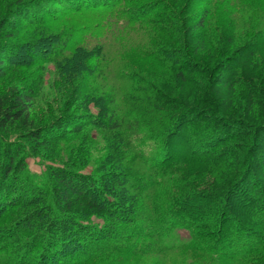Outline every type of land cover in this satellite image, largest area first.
Segmentation results:
<instances>
[{
  "label": "trees",
  "instance_id": "1",
  "mask_svg": "<svg viewBox=\"0 0 264 264\" xmlns=\"http://www.w3.org/2000/svg\"><path fill=\"white\" fill-rule=\"evenodd\" d=\"M40 1L44 5L29 9L25 15L20 13L23 22L30 26L63 22L62 31L41 36L42 47L0 41V78L21 60V53L33 52L29 56L34 65L55 64L52 72L64 82L58 94L72 100V106L79 101L87 108L84 115H78L80 122L73 125L74 129L82 130L87 124L90 126L85 128H98L105 136L107 152L103 163L110 169L108 179L103 184H88L94 196L82 187H72V192L78 200L94 203L95 210L106 216L108 225L98 230L71 217L61 223L59 231L47 239L33 260L26 241L17 233L9 234L11 229L0 230V264H65L67 256L72 261L66 264H75L76 258L78 264H97L113 253L145 264L152 257L156 259L153 264H209L216 259L260 264L264 257V185L256 183L255 188L251 187L252 179L245 175L254 163L264 170V156L251 152L259 139L254 135L256 139L245 150L233 145L234 133L229 131L232 119L224 115L222 106L202 99L198 102L207 104L208 110L200 111V116L183 125V119L198 109L148 78L141 65L132 66L130 56L116 58L108 53L112 42L116 45L123 36L135 34L140 58L180 77L188 70L192 74L189 65L182 67L180 59L173 58L165 40L149 41L150 35H167L169 13H156L145 6L142 13L141 9L130 10L124 6L126 0ZM25 2L18 0L16 5L24 10L28 7ZM210 3L213 1L208 0ZM38 13L45 17H38ZM71 19L73 24L67 26L66 21ZM201 25L207 26L203 21ZM255 29L250 33L251 41L264 38V28ZM191 30L185 29L187 35ZM209 30L207 27L204 35ZM243 30L241 26L240 34ZM4 34H11L10 29L0 28V35ZM38 51L41 56L35 55ZM195 90L200 93V87ZM36 97L33 90L24 88L12 92L10 108L0 100L5 122L31 120ZM210 113L215 116L203 117ZM262 124L264 121L256 128H262ZM194 138L207 140L206 152ZM183 139L193 140L191 150L185 151L187 145L181 146ZM9 162L0 175V215L8 210L18 181L9 177L13 159ZM212 164H229V177L233 179L221 185L207 181L206 188H202L203 184L195 186L172 173L182 165ZM77 179L70 177L64 182L73 185ZM234 189L241 198L235 194L236 203L231 204V200L226 202V192ZM86 229L90 233L81 235ZM181 230L188 231V239L181 238ZM72 237L76 239H68Z\"/></svg>",
  "mask_w": 264,
  "mask_h": 264
},
{
  "label": "rangeland",
  "instance_id": "2",
  "mask_svg": "<svg viewBox=\"0 0 264 264\" xmlns=\"http://www.w3.org/2000/svg\"><path fill=\"white\" fill-rule=\"evenodd\" d=\"M17 1L0 0L1 31L8 28L11 32L9 35H0L2 43L42 47L41 44L44 43L41 36L62 31L63 22H52V25L46 26L24 23L20 13L25 15L29 9H37L44 4L40 0H22L28 4L23 10V7L16 5ZM126 1L124 6L130 10L141 9L140 13L146 8L156 13H169L167 35H150L149 41L165 40L172 50L173 58H179L182 67L189 65L193 73L189 74L188 70L180 77L168 68L140 58L135 46V34L131 37L123 36L124 39L122 37V41H116V45L112 42L108 49L110 57L130 56L133 58L130 60L132 66L141 65L148 78L163 86L174 97L185 99L191 107L198 109H193L194 112L183 119V125L190 124L193 118L200 116V111L208 110V105L198 102L199 99L222 106L224 115L233 121L229 130L231 134L234 133L231 143L245 150L256 139V135L259 140L251 152L264 156V124L262 128H256L264 121V38L255 41L250 38V33L257 30L255 27L264 28V0H212L213 3L210 4H207L208 0ZM37 16L45 17L39 13ZM202 21L210 29L205 35L206 28L201 25ZM66 22L67 26H71L74 20ZM241 26L244 32L240 34ZM187 28L192 29L188 35L185 31ZM166 36L167 39L164 38ZM20 55L21 60L14 64L15 67L6 70L5 75L0 78V100L3 99L5 106L10 108L12 92L24 88L33 90L37 97L31 110V120H10L7 123L0 111V175L6 164L10 163L9 160L13 159V172L9 177L18 179L15 184L12 183L15 187L9 208L7 207L5 214L0 215V230L8 232L11 229L9 234L17 233L18 238L26 241L33 260L44 248L47 239L55 231H59L61 223L71 217L80 218V222L90 223L92 228L98 230L108 225L106 216L95 210L94 203L92 206L82 199L78 200L72 187L85 188L94 196V190L88 184H103L109 177L107 171L110 169L103 163L107 152L103 132L94 127L85 128L90 126L87 124L82 130L74 129L73 125L80 122L81 116L78 115H84L87 108L79 104V101L72 106V100L69 102L68 98L63 99L58 94L64 82L57 80L56 74L52 72L55 71V64L47 62L34 65L29 56L34 55L33 52ZM35 55L41 56L42 53L38 51ZM197 86L200 87V93L195 90ZM90 108L95 109L93 106ZM210 116L215 115L210 113L203 117ZM181 129L185 133L183 127ZM208 132L213 135L212 130ZM186 135L188 137L189 133ZM241 137L245 140L240 139ZM182 141L181 146L187 145L185 151L191 150L193 140ZM194 141L198 142L199 148L204 147V152L207 151L206 139L194 138ZM197 153L200 154V151ZM217 165L218 168L216 164L206 167L182 165L174 168L172 173L195 186L203 184L202 188H206L207 181L216 185L228 183L232 178L229 177L230 165ZM263 172L256 163L252 165V170L245 174L249 180L252 179L251 187L255 188L256 183L264 185ZM70 177L78 178L73 185L64 182ZM11 179H8L10 184ZM231 192H226V202L231 200V204H234L238 197L236 195L240 198L241 195L236 189ZM89 230L81 231L80 234L86 235L90 233ZM180 235L183 239L189 237L187 230H181ZM23 249L24 246L21 250ZM70 258L67 256L65 262L71 263ZM77 259L74 260L75 264H78ZM151 259L153 264L156 259ZM142 262L145 261L139 262L136 258H124L113 253L97 264H145ZM209 262L237 264L217 259ZM260 264H264V257Z\"/></svg>",
  "mask_w": 264,
  "mask_h": 264
}]
</instances>
